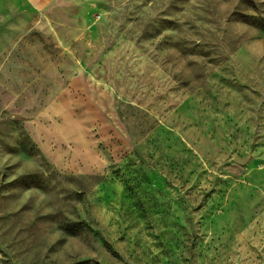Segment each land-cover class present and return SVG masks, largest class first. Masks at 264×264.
<instances>
[{
	"label": "rangeland",
	"instance_id": "obj_1",
	"mask_svg": "<svg viewBox=\"0 0 264 264\" xmlns=\"http://www.w3.org/2000/svg\"><path fill=\"white\" fill-rule=\"evenodd\" d=\"M0 264H264V0H0Z\"/></svg>",
	"mask_w": 264,
	"mask_h": 264
}]
</instances>
